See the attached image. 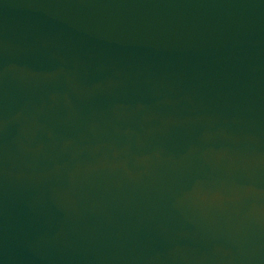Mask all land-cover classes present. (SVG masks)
Instances as JSON below:
<instances>
[{"label":"water","instance_id":"95a60500","mask_svg":"<svg viewBox=\"0 0 264 264\" xmlns=\"http://www.w3.org/2000/svg\"><path fill=\"white\" fill-rule=\"evenodd\" d=\"M0 264H264V0H0Z\"/></svg>","mask_w":264,"mask_h":264}]
</instances>
